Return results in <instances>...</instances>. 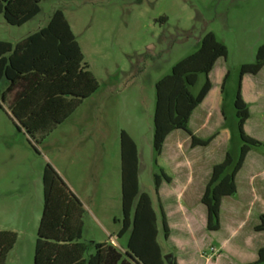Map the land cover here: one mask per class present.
<instances>
[{"label":"rangeland","instance_id":"rangeland-1","mask_svg":"<svg viewBox=\"0 0 264 264\" xmlns=\"http://www.w3.org/2000/svg\"><path fill=\"white\" fill-rule=\"evenodd\" d=\"M37 6V13L17 26L0 17V41L12 45L42 27L56 9L66 21L96 89L36 143L14 128L4 113L5 103L1 104L0 230L8 224L15 228L3 264H31L44 163L58 169L60 179L80 203L79 241L107 243L110 237L109 244L122 253L126 232L115 237L119 219L118 130L134 145L137 192L147 195L155 213V241L162 257L176 255L178 264L247 261L250 254L242 249L246 247L238 234L229 236L231 222L224 216L225 209H221L219 227L206 231L199 201L188 208L190 230L180 234L172 229L169 241L162 239L152 193V176L160 177L161 169L150 148L153 83L166 75L175 61L192 53L203 33L210 32L225 52L206 74L210 87L196 109L202 115L196 122L195 137L212 135L206 145L193 150L194 162L200 167L196 176L207 163L220 161L224 152L235 160L240 141L232 99L238 67L251 63L256 48L264 46V0H39ZM202 80L203 75L196 74L188 87L191 95ZM239 94L248 110L242 130L262 141L264 65L255 74L241 75ZM248 149L261 151L259 147ZM249 161L241 168L238 183L249 169ZM243 210L240 202L237 217ZM87 251H91L89 246ZM204 257L209 263H203ZM260 264H264V255Z\"/></svg>","mask_w":264,"mask_h":264},{"label":"trees","instance_id":"trees-1","mask_svg":"<svg viewBox=\"0 0 264 264\" xmlns=\"http://www.w3.org/2000/svg\"><path fill=\"white\" fill-rule=\"evenodd\" d=\"M39 0H0V17L8 25H20L38 11ZM224 47L210 32L203 33L196 49L175 61L168 73L153 83L150 148L158 155L164 136L171 130H183L188 145L204 146L211 136L200 139L186 129L190 111L209 89L206 74L217 57L224 56ZM264 65V46L259 45L253 61L238 67L237 84L232 99L237 137V156L231 160L224 152L220 161L210 166L199 196L204 208V229L218 228L217 212L220 197L234 193V173L249 147L260 142L242 131L247 117L246 104L239 94L242 74H255ZM203 80L194 95L188 87L196 74ZM222 81V80H221ZM0 109L5 103L7 118L15 129L22 130L33 143L38 142L56 124L68 116L81 99L96 89V82L81 60L78 46L60 11L52 10L45 24L26 34L12 45L0 41ZM221 86V82H220ZM119 219L115 237L126 232L124 250L119 253L109 243H82L80 237L79 201L55 170L44 163L40 172L41 205L34 229L31 264H174L160 255L155 241V216L147 195L137 192L135 148L122 130L117 132ZM160 177L167 179L159 173ZM159 177L152 176L155 193ZM162 239L167 226L157 203ZM255 231L264 232V214H259ZM14 242V233L0 230V264ZM87 246L91 251H87ZM264 245L256 250L251 264L263 260Z\"/></svg>","mask_w":264,"mask_h":264},{"label":"crops","instance_id":"crops-1","mask_svg":"<svg viewBox=\"0 0 264 264\" xmlns=\"http://www.w3.org/2000/svg\"><path fill=\"white\" fill-rule=\"evenodd\" d=\"M209 71L207 72V74L209 73ZM208 90L199 101V103L190 111L186 120V129L193 136H195L197 132L196 122L202 115L199 111L196 112V109L206 98ZM261 139L262 141H259L260 145L254 147L261 148V151L251 152V148L248 149L242 159L239 168L234 173V193L228 196L220 197L218 202V227L220 225V216L222 215L221 209H225L224 216L231 222L228 226V228L230 227L228 230L229 236H235L238 234L240 243H242L243 246L246 247L242 249L246 250L248 254H250V258L246 259L247 261L241 264H248L250 262H253L256 250L264 245V232L255 231L252 229V227L257 223L258 215L264 214V137ZM196 147L198 146L190 147L188 145V135L183 130L174 129L169 131L164 136L160 151L158 155H156L155 164L161 168L159 172L167 178L165 180L162 177H159L155 193L152 191L155 198L156 210L158 203L164 215L165 223L167 226V235L164 241H169L172 235V229L180 234H183L184 232L190 230V213L188 211V208H192V204H195L197 201H199V196L208 177L210 166L213 164L207 163L206 166L202 167L201 174L196 176L197 173L195 172V170L197 168L200 169V167L194 162L195 155L192 154L193 150ZM247 159L250 160V167L244 177H241V181L238 183V174L241 168L246 164ZM52 167L58 174V176L61 177L58 169L55 166ZM61 178L63 179V177ZM223 200H227L224 206L221 204ZM240 202L244 203V210L242 211L243 215L241 217L240 215L239 217H237L236 206L239 205ZM253 206H255V209H253ZM156 212L158 214V211ZM5 226L6 227H3L2 229L10 231L15 230L14 226L11 224ZM242 227L244 228L243 230ZM241 232L242 234L239 235ZM109 242H111L110 237L107 243ZM120 250L121 252H123L124 248H121ZM160 255L162 256L161 251ZM165 257L172 258L174 264H178L176 255L172 256L171 254H169L165 255ZM204 260L205 261H203V263H209L206 257H204Z\"/></svg>","mask_w":264,"mask_h":264},{"label":"water","instance_id":"water-1","mask_svg":"<svg viewBox=\"0 0 264 264\" xmlns=\"http://www.w3.org/2000/svg\"><path fill=\"white\" fill-rule=\"evenodd\" d=\"M163 259L165 258V256L162 257Z\"/></svg>","mask_w":264,"mask_h":264}]
</instances>
